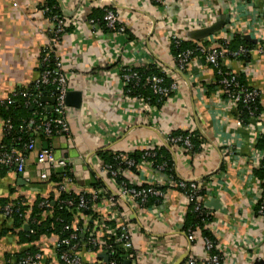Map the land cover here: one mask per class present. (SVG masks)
<instances>
[{"label": "crops", "instance_id": "0c3cea01", "mask_svg": "<svg viewBox=\"0 0 264 264\" xmlns=\"http://www.w3.org/2000/svg\"><path fill=\"white\" fill-rule=\"evenodd\" d=\"M110 1L56 0L62 15L72 18L74 23L54 44V50L64 60L70 89L81 91L83 101L80 109L68 110L70 139L58 136L48 140L38 135L36 141L39 147H53L58 156L69 161L73 180L65 192H91L99 177L95 160L100 151L132 152L162 146L167 134L173 131L198 129L204 139L199 152L167 146L177 177L201 181L207 199L220 200L221 209L209 207L214 221L208 228L225 255L223 264H253L256 259H264V220L257 214L256 194L248 189L252 176L264 182L254 172L262 165L263 159L253 156L259 148L250 144V130L239 124L235 109H227L217 94L218 76L214 68L204 60L192 61L183 72L177 73L167 37L168 30H176L184 40L202 41L193 37L185 22L203 19L210 6L214 7L218 20L224 7L229 11V0H168L161 8L150 0H114L127 28L126 34L119 35L89 22L94 9L109 6ZM47 2L0 0V107H6L10 98L16 101L18 93L29 89L39 78L42 56L54 30L53 21L44 11ZM239 6L241 17L251 24L264 21V0H251V4ZM217 36V44L222 45L225 38L231 40L233 33L219 31ZM253 43L257 48L258 42ZM248 60L246 63L230 58L229 65L244 75L249 86L260 91L264 128V55L255 52ZM155 62L167 68L169 76L178 83L174 94L159 107L146 106L135 97L126 96L119 73L120 66L144 67ZM45 102L48 108L53 105ZM3 128L0 120V151L6 136ZM231 145L237 152L230 159L226 158L225 150ZM27 165L28 180L14 167H0V200L13 203L23 199L28 205L37 196L43 197V201L51 197L59 199L58 182L40 180L34 153L27 155ZM125 177L137 184L158 180L165 186V199L144 208L129 199L112 200L109 196L114 188L102 179L106 199L97 211L107 220H114L111 213H118L120 217L114 222L125 221L130 225L136 264H173L188 247L183 230L188 203L183 192L164 173L151 167H143L139 172L130 170ZM63 178L64 174L59 175V179ZM48 214L50 210L43 216ZM107 224L118 229L114 223ZM29 230L28 221L17 226L0 206V264H31L25 260L39 251L43 257L38 264H65L57 253L59 238L55 234L41 235L33 241ZM192 246L196 255L204 254L200 239ZM78 254L84 264H93L98 258L106 261L84 247Z\"/></svg>", "mask_w": 264, "mask_h": 264}, {"label": "built area", "instance_id": "2783aa9c", "mask_svg": "<svg viewBox=\"0 0 264 264\" xmlns=\"http://www.w3.org/2000/svg\"><path fill=\"white\" fill-rule=\"evenodd\" d=\"M152 4L156 7L166 6L168 0H150ZM240 3L251 4V0H229V22L219 31L225 33L233 34H249L252 38H255L258 42L257 48L248 47L245 45L239 46L236 50H232L228 45V38H225V45L217 44L219 38L217 32L202 38V41L195 43L193 48H188L183 50L177 56H174V59L177 64V73L183 72L189 63L192 61L204 60L209 65H211L217 73L218 81L215 86L217 89V94L223 98L225 107L229 110L236 109L241 103L249 105V116L250 121L244 122L242 119L238 118V122L241 125H245L250 130L251 138L250 144L256 147L258 139L264 135V128H262L263 117L261 112H256L255 108L252 105H255L256 102L260 100V91L258 88L241 87L237 79L236 71H234L229 65L230 58L234 60H242L248 62L249 60L244 59L245 56H252V53L258 52L261 55H264V21L260 20L257 24L250 23L247 19L241 17V11L239 12ZM109 6H103L104 14L103 18L105 21L106 30L111 32L114 35L126 34L127 28L121 20L120 13L117 11L116 3L114 0L110 1ZM44 11L47 13L49 8L46 7ZM206 15L203 19L195 18L194 20H187L185 22V28L189 31H195L198 29L205 28L216 22L215 18V9L213 6H210L207 10L204 11ZM54 23L53 34L50 37L49 44L45 51V54L42 56V71L39 75V78L35 81V86L38 89H41L45 86H55V90L49 97H54L55 101L53 105L48 108V110L53 111L56 115L53 118L48 119L43 123L42 127L46 133V138L51 140L52 138L58 136H65L68 139L71 138V127L67 119L68 110L71 108L66 104L67 93L71 90L69 86V75L67 70L64 67V60L62 57L56 54L54 50V44L58 43L61 39V36L66 32V30L72 26L74 23L73 19H69L67 16L63 15H53L49 16ZM90 23L101 26L99 21L94 18H90ZM239 23V24H238ZM238 24V26H236ZM246 29L247 31L243 32L241 30ZM218 31V32H219ZM168 40H170V46L175 44H180L185 39L179 32L176 30H168L167 32ZM246 58V57H245ZM54 60V64H51V61ZM156 66H160L159 62L153 63ZM148 66V65H147ZM120 78L125 89V95L132 97L128 93V85L130 83H135L136 85H148L154 94H157L159 97L169 99L172 94L177 90L178 83L174 81L173 78L169 76V70L167 68L161 67L164 75L159 74H150L144 77L134 66H120ZM176 72V71H174ZM167 78L173 80L172 84L169 86L167 84ZM23 97H30L32 101L38 104L39 106H45L48 103L42 100V95H31L29 92L21 90L18 93ZM135 98L141 101L146 106L152 105L148 99L142 96H135ZM15 99L10 98L7 101V104L14 103ZM47 106V107H48ZM0 120L3 122V129L5 134L9 133L15 128V125L10 119L2 118ZM41 125H37L34 120L29 122V128L38 130ZM23 129L22 126H20ZM188 134H179L173 135L171 133L167 134L165 137V145L168 147H180L182 150H191L193 143L191 140V132L188 131ZM156 147V146H155ZM154 146H150L144 149V159L141 162H137L135 159L129 157L127 154H121L117 152L116 158L119 161L120 166L114 168L112 164L106 162L100 153L97 154L95 160V167L98 171V178L103 179L109 186H113L112 193L109 198H122L132 200L137 206L144 208L149 204V197L154 196L158 198V201L161 202L165 199L166 190L163 188L162 183L157 181H152L147 184H137L129 182L125 178V174L130 171V168L136 166L138 171L143 167H151L156 171H164L165 165L154 166L153 162L150 160V157L156 154ZM237 152V148L233 145L227 146L225 150L226 158H232ZM29 153L35 154V163L36 170L39 172V178L41 181H47L50 179L52 174L58 172H65L70 170L69 161L57 155L53 147H39L37 145L36 138H31L27 143H24L21 148H14L10 152H0V167L2 165L13 166L15 171L26 180L30 179L29 168L27 165V155ZM253 156L257 158H264V150H257L253 152ZM70 172V171H69ZM124 177L125 180L117 181L118 177ZM171 184L177 186L184 194L185 199L189 204L194 203V209L200 213H206V215H211L212 220L205 222V227H209L212 221H214V216L212 211L207 206L211 200H219L216 197L207 199V191L203 183L199 180H185L181 177L178 179L167 176ZM72 177L68 174H64V178L61 182H58L57 188L61 192L67 191V187L72 183ZM248 189H251L257 198V214L258 217L264 220V182L261 183L255 176H252V181ZM204 193L201 194V191ZM85 192V191H84ZM105 191L101 187L92 186L90 193V199H87L84 194H80L79 201L76 205V208L79 210L91 208V210L98 212L100 206L102 205L104 199ZM68 204L69 206L75 205L74 201L67 200L62 201ZM158 202V203H159ZM156 204V203H155ZM221 204V203H220ZM42 206H47V201L41 202ZM14 203H7L3 206V212L7 217H13V213L16 208H14ZM257 208V207H256ZM30 212H26V217L29 216ZM84 219V227L80 229L83 236H86L85 241L81 243H73L68 250L59 252L58 248L61 244H70L69 239H59L56 243V250L59 253V257L65 262V264H84L81 260V257L78 254V248L80 246L86 248L87 250L94 252L95 254H101L105 252L107 254V260L104 262L100 258L97 259L95 263L97 264H117L115 260H109L111 254L114 253L113 246L107 244L104 241L105 232L110 235H115L116 228L112 227L111 224L105 223V219H102L101 222L95 221L92 214L81 215ZM120 215L118 213H111V219L116 220ZM87 223H94V228L90 231ZM121 226V233L116 237L117 242H120L122 247L126 251L133 250V238L130 225L123 221L119 222ZM79 230V228H77ZM188 240L189 253L182 262V264H223L225 255L220 251V246L216 241L203 236V227L199 228H189L183 229ZM78 234L76 232L72 233L71 239H77ZM201 240L204 245V254L202 256L196 255L193 252L194 242ZM43 253L37 252L35 255L27 258L25 261L31 264H38L42 260ZM136 256L130 254L127 260H130V264H136Z\"/></svg>", "mask_w": 264, "mask_h": 264}, {"label": "trees", "instance_id": "16d2710c", "mask_svg": "<svg viewBox=\"0 0 264 264\" xmlns=\"http://www.w3.org/2000/svg\"><path fill=\"white\" fill-rule=\"evenodd\" d=\"M46 7L49 8V11L47 12V15L53 16V15H62L61 10L59 9V6L56 2V0H48ZM45 7V8H46ZM104 14V8L102 9H94L93 13L91 14V17L94 19H97L102 27H105V21L103 18ZM98 17V18H95ZM53 34V33H52ZM229 46L232 50H236L239 46L245 45L248 47H253L254 43L247 41L243 39L242 35L240 34H233V37L230 38ZM222 41V40H221ZM223 45H225V41L222 42ZM195 46V43L192 41L183 40L180 44L173 43L171 45V53L175 56L180 54L183 50L188 48H193ZM246 57V58H245ZM244 59H250V56H245ZM51 64H54V60L51 61ZM137 70L140 74H142L144 77L150 75V74H159L164 75L162 72V69L158 68L156 65H148L144 67H136L134 68ZM237 79L239 81L240 86L244 88H249L250 86L246 82V79L244 75L237 74ZM173 80L171 78H167V84L170 86L172 84ZM55 90V86H45L41 89H38L35 84L31 86L29 89H25L24 91L29 92V94H37L42 96H50L53 91ZM128 93L130 96H142L148 101L155 105L160 106L162 105L166 100L163 97H159L157 94H154L151 88L148 85H136L135 83H130L128 85ZM48 105L45 104V106H39L35 102L32 101V98L30 97H23L18 96L16 98V101L11 104H6V107L1 106L0 107V115L3 118L10 119L13 124L15 125V128L6 134L5 138L2 141L1 151L0 152H10L14 148H21L24 143H27L31 138H36L38 135L42 137H46V133L42 127L43 123L46 122L48 119L55 117V113L51 110H48ZM253 108H255V111L261 112L262 107L259 102H256L255 105H252ZM236 113L237 118L242 119L244 122L250 121L249 116V105H246L244 103H241L238 108H236L234 111ZM31 120H34L37 125H41V127L38 130H35L33 128H29V122ZM20 126L23 127V129L20 128ZM187 131H181L176 130L173 131L171 134L173 135H179V134H188ZM191 140L193 143V147L191 149V153L193 152H199L202 150V144L204 143V139L202 138L200 132L198 129H195L191 132ZM257 148L264 149V136H261L256 144ZM156 154L152 157H150V160L153 162L154 166L158 165H165V170L161 171L166 176H172L176 179L177 175L174 168V162L171 155V151L169 148L165 145L162 146H156L154 148ZM144 149L143 150H134L132 152H120L121 154H127L129 157L135 159L137 162H141L144 157ZM100 155L102 158L112 164L114 168H117L120 166L118 159L116 158L117 152L113 151H100ZM13 168V166H7L2 165L1 168ZM131 171L137 172L138 168L136 166L130 168ZM255 174L262 179H264V158L262 160V165L258 169L254 170ZM69 171L65 172H58L52 174L49 182H60L62 179H59V175L61 174H68ZM126 178V177H125ZM125 180L124 177H118L117 181H123ZM45 182V181H44ZM47 182V181H46ZM47 184V183H46ZM96 187L105 188L106 185L104 181L100 178H96V181L93 183ZM165 188V186L163 187ZM205 190L201 191V194L204 193ZM80 194H84L87 199H90V193L89 192H80V193H74V192H61V195L59 199L55 200L53 197L50 199H47V207H44L41 205V202L44 200L43 197L37 196L36 200L33 202V204L26 205L23 201V199L14 200V208L15 211L13 213V219L15 221V224L17 226H21L25 221H28V224L30 226V230L28 231V234H30V240L37 241L41 235H52L55 234L57 238L59 239H69L70 244H61L58 248V251H64L68 250L70 246L74 243H83L86 239V236H83L80 229L84 227V219L81 215L86 214H92L95 221L101 222L102 219L105 217L99 214V212L91 210V208L79 210L76 208V205L79 201ZM74 201L75 205L69 206L65 202L62 201ZM158 198L154 196L149 197L148 204L153 205L155 203H158ZM7 199L0 200V206L3 207L6 205ZM258 209V206H257ZM50 210V214L47 216H43L45 212ZM26 212H30L29 216L26 217ZM212 220L211 215H206V213H200L195 211L194 209V203L191 202L189 204L186 215H185V221H184V229L189 228H199L203 227V236H206L214 241H216V238L214 237L213 233L208 227H205V222ZM115 220L105 219V223H114L118 227L116 230L115 235H106L104 236V241L109 245L111 244L114 249V253L110 256V261L115 260L117 264H125V261L129 257L130 254H132V250L126 251L124 247L120 244V242H117V236L119 233H121V226L116 222ZM90 228V231L94 228V223H87ZM79 228V230H77ZM76 232L78 234L77 239L73 240L71 239L72 233ZM80 250V246L78 248ZM36 253V252H34ZM33 253V254H34ZM33 256V255H32ZM97 264V263H93ZM107 264V263H104Z\"/></svg>", "mask_w": 264, "mask_h": 264}, {"label": "water", "instance_id": "95a60500", "mask_svg": "<svg viewBox=\"0 0 264 264\" xmlns=\"http://www.w3.org/2000/svg\"><path fill=\"white\" fill-rule=\"evenodd\" d=\"M226 11H227L226 7H224V10H223L221 16L218 18V20H216V22H214L210 26H207L205 28L193 31L191 33L193 35V37L201 39V38H204L206 36H209L211 34H214L215 32H218L219 30H221L225 26V24H227L229 22V14ZM242 37H243V39H245L247 41L257 42V40L255 38H252L249 34H243ZM42 100L44 102L48 101V102H53V103L55 101L54 97H49V96H43ZM82 101H83V93L81 91L70 90L67 93L66 104L68 106L73 107L74 109H80L81 105H82ZM207 206L208 207H214L215 209H219L221 207L220 200H211L207 204ZM188 253H189V249H187L185 252H183L181 255H179L173 264H182V262L184 261V259L188 255ZM99 256H101L102 258H104L106 260L108 259L107 254H105V253L99 254ZM125 264H130V260H126ZM253 264H264V259H256Z\"/></svg>", "mask_w": 264, "mask_h": 264}]
</instances>
